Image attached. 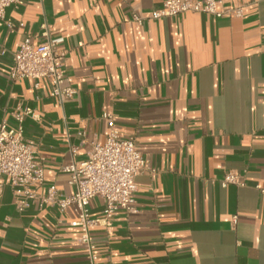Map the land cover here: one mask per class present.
I'll list each match as a JSON object with an SVG mask.
<instances>
[{"label":"crops","instance_id":"0c3cea01","mask_svg":"<svg viewBox=\"0 0 264 264\" xmlns=\"http://www.w3.org/2000/svg\"><path fill=\"white\" fill-rule=\"evenodd\" d=\"M163 0H27L0 27V122L17 105L32 113L23 136L37 147L44 195L73 193L61 169L103 143L111 113L147 164L136 177L135 211L119 210L90 232L95 264H264V0L241 18L202 13L133 21ZM60 40L75 97L60 106L49 80L12 81L13 53L40 26ZM233 171L244 186H220ZM0 264H89L72 208L31 204L19 213L3 179ZM90 216L101 219L94 198Z\"/></svg>","mask_w":264,"mask_h":264},{"label":"built area","instance_id":"2783aa9c","mask_svg":"<svg viewBox=\"0 0 264 264\" xmlns=\"http://www.w3.org/2000/svg\"><path fill=\"white\" fill-rule=\"evenodd\" d=\"M27 0H0V27H11L5 19L6 9L25 5ZM183 13H202L215 18H241L243 6L224 8L221 0H163L160 10L152 11L147 17L134 15L133 21L142 23L146 19L175 17ZM43 42L38 45L24 38L13 53L9 78L12 81L22 79H47L51 85L50 96L60 106L72 100L77 94L65 75V51L58 50L60 40L49 36L45 23L41 26ZM29 108L17 105L11 116L15 120L14 127H9L5 120L0 122V195L4 182L15 200L16 210L21 213L31 204L39 208L52 207L60 213L72 208L76 220L72 226L80 230V243L84 246L89 264L97 261L96 247L91 241L90 232L100 225H107L119 210L126 213L135 211L136 177L147 170V164L136 147L133 138L122 139L116 129L111 113H104L108 132L103 143H91L87 158L79 163L72 161L61 169L68 175L67 184L73 193L63 196L55 185H49L44 195L38 190L45 184L44 169L37 158L36 145L23 136V121L31 115ZM228 185L244 186L240 176L229 171L220 181L222 188ZM264 193V191H262ZM99 198L103 203L101 219L90 216L89 204L92 199Z\"/></svg>","mask_w":264,"mask_h":264}]
</instances>
